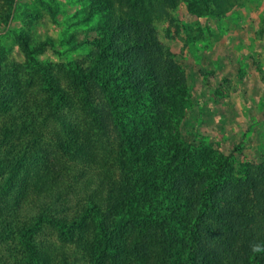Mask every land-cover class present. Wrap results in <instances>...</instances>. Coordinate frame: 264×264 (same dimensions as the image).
I'll list each match as a JSON object with an SVG mask.
<instances>
[{"label": "trees", "instance_id": "1", "mask_svg": "<svg viewBox=\"0 0 264 264\" xmlns=\"http://www.w3.org/2000/svg\"><path fill=\"white\" fill-rule=\"evenodd\" d=\"M166 1L86 0L89 64L58 66L64 82L21 38L35 88L0 87V264H68L69 243L88 264H264L250 248L264 243V160L237 178L174 128L186 78L158 38ZM197 1L220 15L242 0Z\"/></svg>", "mask_w": 264, "mask_h": 264}, {"label": "rangeland", "instance_id": "2", "mask_svg": "<svg viewBox=\"0 0 264 264\" xmlns=\"http://www.w3.org/2000/svg\"><path fill=\"white\" fill-rule=\"evenodd\" d=\"M85 1L0 0V87L9 81L18 89L35 88L36 66L22 51V39L62 82L58 66L88 67ZM156 26L186 78L174 120L181 141L219 150L240 178L244 163L264 160V0H242L220 15L205 13L197 0H167ZM90 90L103 139L115 145L102 89L91 81ZM67 248L68 264H88L87 253L70 243Z\"/></svg>", "mask_w": 264, "mask_h": 264}, {"label": "clouds", "instance_id": "3", "mask_svg": "<svg viewBox=\"0 0 264 264\" xmlns=\"http://www.w3.org/2000/svg\"><path fill=\"white\" fill-rule=\"evenodd\" d=\"M250 248L254 254L262 253L264 252V243H259V242L252 243L250 245Z\"/></svg>", "mask_w": 264, "mask_h": 264}]
</instances>
